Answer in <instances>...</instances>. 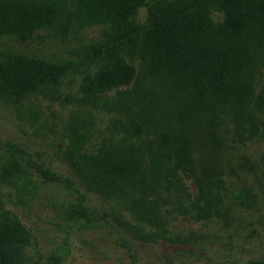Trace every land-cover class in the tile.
<instances>
[{
	"label": "trees",
	"instance_id": "16d2710c",
	"mask_svg": "<svg viewBox=\"0 0 264 264\" xmlns=\"http://www.w3.org/2000/svg\"><path fill=\"white\" fill-rule=\"evenodd\" d=\"M140 8L144 19L137 21ZM92 26L103 36L72 43ZM39 31L58 38L71 56L0 50V100L20 105L58 87L82 63L99 60L80 87L119 114L118 136L84 152L86 131L71 125L70 135L81 177L105 198L130 197L133 219L159 226L172 209L209 218L219 212L216 203L232 178L241 182L230 194L239 206L256 202L251 179L264 192L256 172L264 173V149L259 164L238 149L264 143V0H0V37L26 41ZM0 152L6 159L0 166V264H26L28 234L4 207L2 186L24 196L37 185L31 173L42 183L73 188L75 181L14 141H0ZM73 189L71 215L109 222L106 211L88 208ZM119 223L148 240L137 235V224ZM64 256L50 253L43 264H60Z\"/></svg>",
	"mask_w": 264,
	"mask_h": 264
},
{
	"label": "rangeland",
	"instance_id": "374dc122",
	"mask_svg": "<svg viewBox=\"0 0 264 264\" xmlns=\"http://www.w3.org/2000/svg\"><path fill=\"white\" fill-rule=\"evenodd\" d=\"M215 20L220 13L212 11ZM144 19L140 8L137 21ZM103 36L99 26L83 29L72 43L89 42ZM67 46L58 38L50 39L39 31L26 41L0 37V50H21L50 58H68ZM100 61L82 63L58 87L43 94L32 95L22 104L0 100V141L11 140L24 147L34 159L43 161L63 177L75 181L73 188L83 193V204L90 209L106 211L109 222L86 220L71 215L76 204L72 187L42 183L34 173L35 190L19 196L9 186H2L3 205L23 225L28 234L25 248L26 264H43L48 254L63 252L60 264H242L248 259H264V192L256 186V202L250 207L237 205L230 194L241 182L232 178L225 183L217 214L195 218L183 210L172 209L159 226L133 219L135 206L128 196L105 198L81 177L76 146L70 126L86 131L87 140L80 151L94 150L103 140H115L119 114L102 103V96H91L81 90L83 75ZM108 95L111 98L112 92ZM254 164H259L264 143L257 139L238 148ZM6 159L0 152V166ZM261 187L264 173L256 169ZM189 193L195 191L188 178ZM176 203V200L174 199ZM184 203V202H183ZM120 220L137 224L140 236L124 229ZM145 233H153L147 237Z\"/></svg>",
	"mask_w": 264,
	"mask_h": 264
}]
</instances>
